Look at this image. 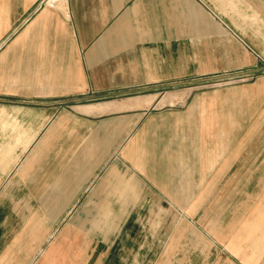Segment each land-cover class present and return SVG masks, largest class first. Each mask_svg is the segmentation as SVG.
<instances>
[{
  "label": "crops",
  "instance_id": "obj_1",
  "mask_svg": "<svg viewBox=\"0 0 264 264\" xmlns=\"http://www.w3.org/2000/svg\"><path fill=\"white\" fill-rule=\"evenodd\" d=\"M48 1L0 0V264H264V0Z\"/></svg>",
  "mask_w": 264,
  "mask_h": 264
},
{
  "label": "rangeland",
  "instance_id": "obj_2",
  "mask_svg": "<svg viewBox=\"0 0 264 264\" xmlns=\"http://www.w3.org/2000/svg\"><path fill=\"white\" fill-rule=\"evenodd\" d=\"M0 50H1V48H0ZM210 82H211V79L209 77L208 78L204 77L201 80H200V78H198V79L192 78L190 80H186L185 83H186L187 90H188V92H187L188 101L190 100V98H189L190 95L193 93L194 89L197 86L198 87L201 85L207 86V85H210ZM215 83H216V81H215ZM3 97H5V96L3 94H0V99Z\"/></svg>",
  "mask_w": 264,
  "mask_h": 264
},
{
  "label": "bare ground",
  "instance_id": "obj_3",
  "mask_svg": "<svg viewBox=\"0 0 264 264\" xmlns=\"http://www.w3.org/2000/svg\"><path fill=\"white\" fill-rule=\"evenodd\" d=\"M51 0H49L48 2L50 3Z\"/></svg>",
  "mask_w": 264,
  "mask_h": 264
}]
</instances>
